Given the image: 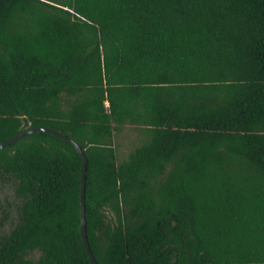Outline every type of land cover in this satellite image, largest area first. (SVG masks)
Here are the masks:
<instances>
[{"label":"trees","instance_id":"16d2710c","mask_svg":"<svg viewBox=\"0 0 264 264\" xmlns=\"http://www.w3.org/2000/svg\"><path fill=\"white\" fill-rule=\"evenodd\" d=\"M32 127L85 150L98 264H264V0H0V143ZM82 173L45 132L0 150V264H93Z\"/></svg>","mask_w":264,"mask_h":264},{"label":"rangeland","instance_id":"374dc122","mask_svg":"<svg viewBox=\"0 0 264 264\" xmlns=\"http://www.w3.org/2000/svg\"><path fill=\"white\" fill-rule=\"evenodd\" d=\"M143 139L141 133L130 125L117 132L118 162L126 161L130 154L143 144ZM17 204L12 185L0 178V239L9 234L18 222ZM39 256L40 252H35L30 257L36 259Z\"/></svg>","mask_w":264,"mask_h":264},{"label":"water","instance_id":"95a60500","mask_svg":"<svg viewBox=\"0 0 264 264\" xmlns=\"http://www.w3.org/2000/svg\"><path fill=\"white\" fill-rule=\"evenodd\" d=\"M37 132H45V133L51 134L53 136H56L60 139L67 141L68 143L72 144L78 150V152L81 154V156L83 157V173H82V188H81L82 233H83L84 243H85L86 249L88 251V254L92 260V263L98 264L96 257L93 253V250L90 246L89 239H88V233H87L86 188H87L88 157H87L83 147L77 141H75L74 139L69 137L68 135L63 134L61 132H58L56 130H53L51 128H48V127H32V128L25 129L22 132H20L19 134H17L15 136L9 138L8 140L0 143V150L18 142L19 140L23 139L24 137H26L30 134L37 133Z\"/></svg>","mask_w":264,"mask_h":264}]
</instances>
